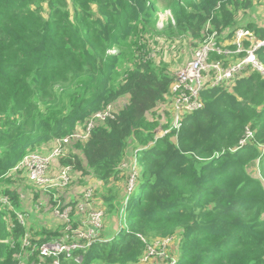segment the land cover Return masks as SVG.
<instances>
[{"label": "trees", "instance_id": "obj_1", "mask_svg": "<svg viewBox=\"0 0 264 264\" xmlns=\"http://www.w3.org/2000/svg\"><path fill=\"white\" fill-rule=\"evenodd\" d=\"M252 7L253 0H0V197L9 201L0 199V240L7 241H0V264H17L13 254L25 233L30 249L65 226L33 231L18 221L21 199L12 180L22 172L19 161L121 100L56 160L73 175L99 180L106 189L98 206L117 212L120 167L134 140L136 191L115 237L101 231L86 249L61 253L62 263L139 264L147 244L172 238L174 264H264V183L251 172L257 163L264 170V72L247 65L231 83L202 89L201 107L179 129L156 137L174 75L153 63L146 40L182 35L197 46L212 31L217 40L232 37L238 14ZM165 9L172 18L158 31ZM244 27L264 40V26ZM111 48L118 51L110 55ZM254 54L264 67V45ZM125 61L132 65L118 80ZM32 260L38 263L36 252Z\"/></svg>", "mask_w": 264, "mask_h": 264}, {"label": "built area", "instance_id": "obj_2", "mask_svg": "<svg viewBox=\"0 0 264 264\" xmlns=\"http://www.w3.org/2000/svg\"><path fill=\"white\" fill-rule=\"evenodd\" d=\"M217 32L212 31L205 35L204 39L198 43L192 50L190 59L186 61L174 74L173 81L166 95V101L159 106L158 126L156 128V137L163 136L173 130H177L182 125L186 114H189L200 108L202 101L200 92L202 89L219 85L229 84L242 71L245 66L250 65L259 71L264 72L263 65L256 59L254 51L257 47L264 45L263 39H256L253 45L245 46L244 39L254 38L252 32L243 27L234 29L233 36L229 42L216 39ZM216 54L221 58L211 59L210 56ZM233 60L225 65V60ZM121 103L109 104L104 110L94 113L86 122L81 130L53 140L48 147L49 150L42 153L41 150L47 147L42 146L38 150L28 152L19 161L17 168L26 174L33 186L47 187L65 186L71 179V167L69 165L60 166L57 173L50 171L51 160L65 156L67 145L76 140H86L95 123L103 121L111 116ZM251 133L248 132V136ZM243 142V141H242ZM137 150L128 151V160L125 164L121 163V169L124 171V194L121 204L116 212L117 218L124 221L126 214V203L134 193L138 182L139 166L137 162ZM123 165V166H122ZM49 171L52 177L49 175ZM49 191V190H48ZM93 188H87L82 195L71 203L67 198L63 201L54 202L52 214L66 224L62 235L57 238L43 242L40 245H34L30 249L29 235L25 233L22 239L21 250L13 254L17 264H35L30 261V256L36 252L37 264H46L47 258H51L49 264H63L59 255L64 253L69 256L73 250L86 249L92 242L102 239L100 229L103 226L104 209L100 206H93L91 196ZM4 203H9L6 196L0 197ZM55 201V200H54ZM74 216L87 217L86 230L79 228L81 225ZM18 221L24 225V215L16 213ZM72 221L77 222V226H72ZM83 223V222H82ZM70 238V239H69ZM70 242H68L69 240ZM144 240V239H143ZM170 239L156 241L154 244H147V253L142 256L140 262H146L155 255H164L163 250ZM1 242H7L2 239ZM80 261V257L75 259ZM175 259L171 258L168 264H174Z\"/></svg>", "mask_w": 264, "mask_h": 264}, {"label": "rangeland", "instance_id": "obj_3", "mask_svg": "<svg viewBox=\"0 0 264 264\" xmlns=\"http://www.w3.org/2000/svg\"><path fill=\"white\" fill-rule=\"evenodd\" d=\"M161 2H159V5ZM172 18V14L170 9L161 10L158 12V22H157V29L158 31H162L164 29V25H166V22ZM253 21L257 25L264 26V0H253V7L245 12L238 14L236 18V27L244 26L247 22ZM167 35L162 34L161 36L156 37H148L146 40L149 41V47L152 49L155 53L152 54V58H154L153 63L158 66L165 68V71L169 72L170 74H175L178 68H180L186 61L190 59L191 53L193 48L195 47L194 43H192V40L187 38L186 36L178 35V36H172V39H167ZM135 47V46H134ZM118 50L115 48H111L108 51V54L112 55L115 54ZM130 55L128 52L126 54V58ZM132 65V61H125L122 66H119L118 69V75L117 79L119 80L123 75V70ZM124 102V101H123ZM123 102L121 103V106L123 105ZM120 107V106H118ZM158 110V109H157ZM149 119H151V115L149 114ZM158 126V125H157ZM157 128V127H156ZM78 141V140H76ZM75 142V141H73ZM132 140L129 148L131 146H134L136 142ZM70 148V147H69ZM46 151L49 150L48 147L45 148ZM76 150V149H75ZM80 154V151L76 150ZM128 150L125 154L124 163L128 160ZM137 154V152H136ZM56 160V159H55ZM55 160H51V168H53L55 171L54 174L59 171V166L55 164ZM123 166V165H122ZM50 168V171H51ZM49 171V175L52 177L51 173ZM252 175L260 179L264 183V170L261 169L259 166V163H257L252 169H251ZM15 173V170L13 171ZM12 174V172L8 175ZM89 175H86L84 177L81 176H75L73 174V181L72 185L66 184L65 186H51L50 188L47 187H39V186H33L26 178L23 176V173L15 175L18 177L17 180H12V185L18 188L19 191V197L21 199L20 201V208L17 210L18 213H21L24 215V226L27 228L33 227L32 230L36 231L39 230L41 227H49V228H57L55 224H58V227L63 225V222L59 219L55 218L52 214L53 206L51 200H65L66 198H70L78 192V190L82 189L83 186H81L80 181L84 180L89 176L92 177L90 173H87ZM91 175V176H90ZM70 182V181H69ZM21 184V187H18ZM93 185H97L95 194L93 192L91 201L95 206H98L99 201H101V195L105 191V187L102 185V183H98V181H93ZM118 186V183H117ZM23 189V190H22ZM52 192H49V191ZM37 191V194H34L33 192ZM119 191V197H123L124 194V186L123 183L121 184ZM136 191V190H135ZM134 191V193H135ZM25 192L29 193L30 195H27ZM49 192V193H47ZM37 196V197H36ZM122 198L119 201V205L121 204ZM118 205V206H119ZM73 218H76L78 222L81 224L79 228L82 230H86L85 225L87 224V217H78L74 216ZM72 218V219H73ZM103 226L100 229L102 231V236L104 238L106 234L107 237H115L117 231L120 229L122 225V221H120L117 218L116 210L112 212H106L103 218ZM83 222V223H82ZM6 226H10V222H7ZM52 230V229H50ZM65 230V226L63 229V232ZM32 232V231H31ZM101 233V232H100ZM26 234L29 235L27 232ZM23 239V237H22ZM161 241V240H160ZM156 242V241H155ZM154 242V243H155ZM153 243V244H154ZM178 251V243L174 242V239H170L167 246L163 250L164 255H155L152 258H150L146 262H140L139 264H168L171 258L176 259L178 257L177 254Z\"/></svg>", "mask_w": 264, "mask_h": 264}, {"label": "crops", "instance_id": "obj_4", "mask_svg": "<svg viewBox=\"0 0 264 264\" xmlns=\"http://www.w3.org/2000/svg\"><path fill=\"white\" fill-rule=\"evenodd\" d=\"M240 27H243V28H245L244 26H240ZM236 28H238V27H236ZM235 29V28H234ZM230 38L231 37H227L226 38V35L224 36V35H222L221 36V38H220V40L221 41H226V42H229L230 41ZM247 41H249V44H251V45H253V43H254V41H255V37L253 38V39H251V40H247ZM212 56H214V58H217L218 56L216 55V54H212ZM233 60L231 59V60H225V62H224V64L225 65H228L229 63H231ZM123 101L121 100L120 101V103H122ZM51 144H49V145H47V147H49ZM132 149H135L134 148V146H131L130 148L128 147V151H132ZM43 152H46V150L44 149L43 150ZM55 164L57 165V166H59V162H58V160H55ZM51 171H55L53 168H51ZM23 176L26 178V180L28 181V183H30L29 182V180H28V178H27V176H26V174H24L23 173ZM75 176H77V175H75ZM72 181H73V177L71 178V181H70V185H72ZM93 181H98V183H101L99 180H97L96 178H94V177H87L86 179H85V181L84 180H81L80 181V183H81V186H83L82 187V189H80V190H78V192L76 193V195H74V196H72V198H76L78 195L79 196H81L82 195V193H83V191L84 190H86L87 188H93V192H94V194H95V190H96V186L97 185H93ZM31 184V183H30ZM32 185V184H31ZM16 187V186H15ZM18 187H21V184L18 186ZM17 188V187H16ZM22 188V187H21ZM23 190V189H22ZM27 195H30L29 193H27V192H25ZM81 193V194H80ZM78 196V197H79ZM55 225H57V226H55V227H57L58 228V224H55ZM49 228V227H48ZM57 228H50V229H57ZM101 232V231H100Z\"/></svg>", "mask_w": 264, "mask_h": 264}, {"label": "bare ground", "instance_id": "obj_5", "mask_svg": "<svg viewBox=\"0 0 264 264\" xmlns=\"http://www.w3.org/2000/svg\"><path fill=\"white\" fill-rule=\"evenodd\" d=\"M42 153H44V152H42ZM50 192V191H49ZM49 192H47V193H49ZM6 204H9V203H6ZM104 213H105V211H104ZM105 215V214H104ZM103 223H104V221H103ZM63 224H65V223H63ZM65 227H66V224H65ZM71 240H69L68 242H70Z\"/></svg>", "mask_w": 264, "mask_h": 264}]
</instances>
